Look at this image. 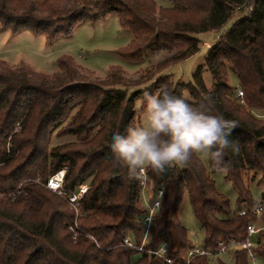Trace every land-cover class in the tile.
<instances>
[{
  "label": "trees",
  "instance_id": "trees-1",
  "mask_svg": "<svg viewBox=\"0 0 264 264\" xmlns=\"http://www.w3.org/2000/svg\"><path fill=\"white\" fill-rule=\"evenodd\" d=\"M164 1L171 7H159L155 0H0V27L12 35L43 34L52 44L83 23L116 15L121 29L132 35L128 47L118 51L127 63H140L150 51L185 46L161 65L165 69L200 52L197 36L231 25L205 58L215 81L213 91L197 74L189 84L161 76L147 88L150 92L167 88L181 98L188 91L192 99L188 102L198 111L236 123L229 140L238 150H226L220 165L208 159L207 170L194 154L184 167L159 173L145 169L155 194L163 191L145 249L167 245L166 256L173 264H187L193 244L179 219L186 197L203 230L200 247L207 251L216 250L221 241L245 239L248 226L257 222L251 209L264 207V119L257 118L264 115V0ZM243 10L247 13L235 19ZM58 66L59 72L47 76L26 67L12 70L0 62V192L23 189L14 202L0 199V264H165L162 258L135 249L145 232L141 175L130 177L125 167L115 166L109 148L113 133H125L131 124L139 126L132 108L142 93L128 92L119 67L110 69L109 81L93 84L79 79L72 58L59 59ZM229 76L237 80L238 88L229 84ZM56 131L79 141L51 148ZM61 170H66V190L87 187L79 201L76 239L70 231L75 212L36 183L46 184ZM215 172H224L233 184L236 212L216 188L211 176ZM245 178L263 185L260 203L253 200ZM243 210L246 214L240 215ZM259 221L264 225V215ZM260 235L257 253L259 264H264V233ZM189 264L211 260L202 256ZM218 264L228 263L219 259ZM232 264H249L247 252H235Z\"/></svg>",
  "mask_w": 264,
  "mask_h": 264
},
{
  "label": "rangeland",
  "instance_id": "rangeland-1",
  "mask_svg": "<svg viewBox=\"0 0 264 264\" xmlns=\"http://www.w3.org/2000/svg\"><path fill=\"white\" fill-rule=\"evenodd\" d=\"M159 7H171L164 0H155ZM247 11H237L235 19L246 14ZM231 25H226L220 31L210 32L197 36L200 40V52L191 58L163 69L161 65L170 58L176 57L184 51L185 46L174 45L169 49L155 50L145 53L140 63L130 64L121 59L118 51L128 47L132 40L129 32L123 31L116 15H109L94 23H83L67 37H60L52 44H48L45 35L35 36L29 32H21L12 35L7 29L0 27V62H5L12 70L26 67L38 74L51 76L59 72L58 60L63 57H70L78 68V77L86 83L101 84L109 81L110 69L119 67L121 69L122 84L129 93L149 88L159 77L163 76L172 83L189 84L194 81V76L199 75L208 90L215 89V81L210 74L205 58L207 51L215 45L221 35H224ZM229 84L238 88L237 80L229 76ZM142 95V94H141ZM183 98L192 101L189 92L183 93ZM135 100L132 113L139 122L144 124L143 109L137 106ZM257 118L264 119V115H257ZM79 138L56 131L51 137L50 147L68 145L78 142ZM206 169H209V160L202 154H196ZM216 183V188L230 201L231 210L237 211V192L230 181L225 179L224 172L211 174ZM245 183L250 186L253 200L257 203L262 201L263 185ZM155 195L151 177L148 175L147 187L142 189V208L146 210L152 204V197ZM179 219L182 225L188 230V236L193 247H200L203 242V230L195 219L191 204L186 197L179 211ZM139 256L134 257L137 261ZM232 264L235 261L234 250L228 256H220L211 260V264H218V260Z\"/></svg>",
  "mask_w": 264,
  "mask_h": 264
},
{
  "label": "clouds",
  "instance_id": "clouds-1",
  "mask_svg": "<svg viewBox=\"0 0 264 264\" xmlns=\"http://www.w3.org/2000/svg\"><path fill=\"white\" fill-rule=\"evenodd\" d=\"M204 98L211 101L210 96ZM137 106L143 109V126L131 124L125 133H113L109 144L113 164L125 167L130 177L146 168L159 173L184 167L194 154H202L218 166L226 150H238L229 140L235 121L198 111L167 88L142 90Z\"/></svg>",
  "mask_w": 264,
  "mask_h": 264
},
{
  "label": "built area",
  "instance_id": "built-area-1",
  "mask_svg": "<svg viewBox=\"0 0 264 264\" xmlns=\"http://www.w3.org/2000/svg\"><path fill=\"white\" fill-rule=\"evenodd\" d=\"M237 98L240 99V103L243 104V92L239 91L237 94ZM66 170H61L54 175L50 176L46 182V184H42L40 181H36L37 184L43 185L46 189L56 194L60 199L65 201L70 209H72L75 212V224L74 226L70 227V231L74 234V239L77 238V236L80 233V230L77 226V219L80 215V207H79V201L81 197L87 192V187L82 186L79 190L70 192L64 188V178H65ZM141 175V185L142 189H146L147 187V181H148V174L146 171ZM35 182V181H33ZM23 194V189L21 186H19L16 190H14L11 193L3 194L0 192V199L7 198L11 202H14L20 195ZM163 197V191H158L153 197H152V204L146 208V212L143 218V225H144V238L141 246L136 247L135 249L139 253H148L151 256H156L158 258H162L165 264H173L172 260L166 256L167 253V245H163L158 249H151L146 250L145 244L147 243L149 233L151 231L152 223H153V217L154 215L159 211L161 206V200ZM251 212L256 215L257 222H254L253 224L249 225L247 228V236L243 240H238L235 238H232L228 241H221L218 243L217 249L214 251H207L203 249L202 247H193L189 252L187 253L186 259L187 264H189L193 259L197 257L206 256L210 260L216 259L220 256H228L231 251L234 250V252L245 250L247 252L248 262L249 264H259L260 263V257L257 253V250L259 249L261 245V233H264V225L260 223L259 220L264 215V207H261L260 205H256L254 208L251 209ZM246 210H243L240 215H245ZM89 239H93L89 236ZM128 247L133 248L132 244H129Z\"/></svg>",
  "mask_w": 264,
  "mask_h": 264
}]
</instances>
